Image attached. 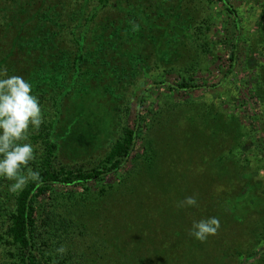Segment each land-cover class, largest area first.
I'll use <instances>...</instances> for the list:
<instances>
[{"label":"trees","instance_id":"trees-1","mask_svg":"<svg viewBox=\"0 0 264 264\" xmlns=\"http://www.w3.org/2000/svg\"><path fill=\"white\" fill-rule=\"evenodd\" d=\"M136 1L0 0V68L7 70L9 75L22 76L32 84L33 94L39 97L44 116L39 131L30 132V140L38 153L32 167L40 171L42 183L38 186L29 183L23 192L13 195L7 190L10 182L0 180V264L112 262L110 247L113 244L104 239L102 233L99 235L100 229L105 226L89 219L97 209V201L91 200L92 197L86 199V191L91 183L100 185L107 176L123 172V166L132 157L136 140L140 139L143 133V118L137 114L134 126L128 128L124 124L126 115L123 112L127 110L125 106L121 109L118 107L116 114L113 109L112 114L106 115L104 121L102 105L105 97L112 98L116 105L117 101L114 99L119 101L122 97L117 95V87L120 90L123 84L126 88V83H134L140 63L143 62L146 66L153 63V66L160 67L158 59L161 54L158 50L171 44L170 39L176 36L172 28L178 24L169 22L174 16L169 19L168 16L164 17L160 10L154 11L150 5L156 4L151 0L149 8H141L143 5L139 3L133 6ZM181 1L174 4L177 5ZM218 1L223 6L227 18L233 22L231 35L234 39L226 43L231 70L233 65L238 63L237 37L240 32V20L229 0ZM175 5L170 7L175 10ZM125 7L127 9L124 10ZM148 20L151 21L149 28L152 32L146 36L138 35L137 24L142 28V23ZM179 25L185 35L187 25ZM191 30L189 37L200 36V33H196L197 27ZM136 39H141L142 42L137 45L140 49L134 52L132 44ZM16 51L23 54L19 60L13 56ZM260 67L264 72V65ZM187 71L192 74L184 77L180 73L179 80L174 79L167 83L161 79L153 84L158 89L168 87L181 92L210 87L208 84H199L192 78L195 70ZM124 73L126 75L123 77ZM255 75L252 79L257 82L249 87V91L251 97L255 98L257 107L242 116L246 123V137L254 135V122L264 123V90L257 84L258 79L264 83V78L256 73ZM146 88H143L139 95L140 106L145 101ZM70 104L77 105L78 109L72 111ZM85 117L89 120L87 128L83 126ZM72 122L77 128H72ZM114 126L117 138L112 137ZM82 142L84 148L79 153L78 145ZM104 142L108 144V148L102 156L100 148ZM68 149L69 153H73L72 159L69 160L65 158L68 156ZM74 151L77 152L75 155ZM254 153L252 150L251 154ZM135 163L128 171L125 179L127 182L143 168L137 160ZM261 165L264 168V163ZM61 187H84L83 200L80 192L79 195L74 191L62 193L57 190ZM122 188L124 186L114 189L116 194L123 193ZM198 189L204 191V194L199 195L200 198L204 196L202 206L207 204L204 210L212 209L213 213L210 212V215L218 217L220 221L217 233L209 236H214V248L218 252L224 248V240L220 238L221 229L231 216L229 213L232 207L236 205L230 204L224 193L223 197L218 195L221 199L214 200V194H209L205 187L200 186ZM243 190L247 193L246 198L251 197L253 200L251 207L260 210L264 215V185L248 184ZM183 193H180L181 200L185 198ZM77 197L81 200L77 201ZM241 198L237 197L238 200ZM83 204L84 225L83 220L78 219L75 209ZM202 206L200 212L203 211ZM175 209L178 212L173 215L174 222L179 219L177 215L183 212L179 206ZM232 218L239 221L236 216ZM262 219V222L255 226L259 229L254 233V238L264 244V216ZM184 240L190 244L193 250L191 254H195L194 259L199 258V264L209 262L206 259L212 257V247L209 249L205 246V241L195 240L189 233L184 234ZM61 244L67 248V253L62 258L54 255L55 249ZM171 245L169 250L175 248ZM155 251L157 258L150 257L148 249L140 254L136 253V249L132 252L118 250L115 253L123 264H145L149 262L147 258L161 261L158 258L159 252ZM223 254L227 257V254ZM221 256L222 253L215 256L217 261H220ZM240 257H245V264H264V251L257 253L253 249L240 254ZM252 258L255 260L250 262Z\"/></svg>","mask_w":264,"mask_h":264},{"label":"rangeland","instance_id":"rangeland-1","mask_svg":"<svg viewBox=\"0 0 264 264\" xmlns=\"http://www.w3.org/2000/svg\"><path fill=\"white\" fill-rule=\"evenodd\" d=\"M151 1L156 6L150 5V0H137L133 6L139 3L143 5L141 8H149L150 5L154 11L160 10L164 17L170 19L174 16L169 22L178 23L172 28L176 36L170 39L171 44L158 50L160 67L153 66V63L146 66L142 62L138 65L134 83L125 81L126 88L124 84L120 90L117 87V95L122 97L119 101L114 99L116 105L112 98L105 97L102 120L106 121V115H111L113 109L116 114L118 107L126 106L124 124L132 128L139 114L143 118V133L136 140L132 157L123 166V172L107 176L100 185H89L86 199L92 197L91 200L97 201V209L89 219L105 226L99 235L102 233V237L113 244L110 247L112 262L108 264H123L115 252H132L134 249L139 254L148 249V255L153 258H157L154 250L159 252L161 261L147 258L149 262L145 264H199V258L194 259L195 254H191L193 250L187 240L183 241V236L189 233L194 221L212 216V209L204 210L207 204L202 206L204 196L200 198L199 195L204 191L198 188L203 186L209 194H214V200L221 199L218 195L224 193L228 202L236 205L221 229L224 248L216 252L214 236L204 242L209 249L212 247L215 256L222 253L220 261L211 253L212 257L206 259L209 261L207 264H245L246 259L240 254L253 249L257 253L264 251V244L254 238L259 229L255 226L262 222L264 215L251 207L253 200L246 198L247 193L243 190L248 184L264 185V168L261 165L264 163V123L254 122V135L246 137V123L242 119L257 107L249 91V87L257 82L252 78L255 73L264 78L260 67L264 65V0H229L240 20L238 63L231 70L226 43L234 39L231 35L233 22L227 18L218 0H182L177 5L174 2L179 0ZM171 5L177 8L173 10ZM180 23L187 25L185 35ZM139 25L136 27L138 35L146 36L152 32L150 20L142 23V28ZM196 27L200 36L189 37L191 29ZM141 42V39H136L134 44L131 43L134 52L140 49L137 45ZM22 55L19 51L13 54L18 60ZM189 69L195 70L192 78L197 83L210 87L181 92L168 87L158 89L153 84L161 79L167 83L179 80L180 73L184 77L192 74L188 73ZM261 83L258 79L257 84L264 90V83ZM143 88H146L145 101L140 106L138 99ZM70 108L75 111L78 106L70 104ZM83 122L87 128V117ZM72 123V128H77ZM115 129L114 126L113 138L118 136ZM83 148L82 142L77 151L81 153ZM107 148L108 144L102 143V156ZM69 150L65 156L67 160L72 159L73 153ZM252 150L254 154H251ZM136 160L143 168L127 182L128 171L135 166ZM119 186H124V192L116 194ZM57 190L62 193L74 191L77 195L80 192L82 200L84 198V187H61ZM181 192L185 197L196 196L198 206L182 208L176 223L173 215L178 212L175 207L182 201ZM80 200L77 197V201ZM201 206L203 211L200 212ZM75 209L78 219L83 220L84 204ZM169 244L175 248L169 250ZM243 244L246 246L242 247ZM254 260L252 258L250 262Z\"/></svg>","mask_w":264,"mask_h":264},{"label":"clouds","instance_id":"clouds-1","mask_svg":"<svg viewBox=\"0 0 264 264\" xmlns=\"http://www.w3.org/2000/svg\"><path fill=\"white\" fill-rule=\"evenodd\" d=\"M32 84L24 77L9 75L0 68V180L10 182L7 190L13 195L24 191L29 183H42L40 171L32 167L38 153L30 140L31 131H39L44 116L39 97L33 94ZM180 208L198 206L196 196L185 197ZM220 228L218 217L196 220L189 235L200 242L215 235ZM67 248L60 245L55 256L63 257Z\"/></svg>","mask_w":264,"mask_h":264}]
</instances>
